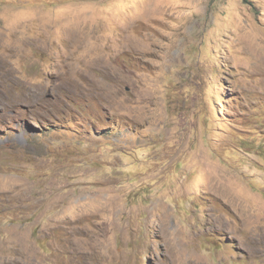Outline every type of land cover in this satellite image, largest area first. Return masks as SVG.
Here are the masks:
<instances>
[{"label":"rangeland","instance_id":"374dc122","mask_svg":"<svg viewBox=\"0 0 264 264\" xmlns=\"http://www.w3.org/2000/svg\"><path fill=\"white\" fill-rule=\"evenodd\" d=\"M0 264H264V0H0Z\"/></svg>","mask_w":264,"mask_h":264}]
</instances>
